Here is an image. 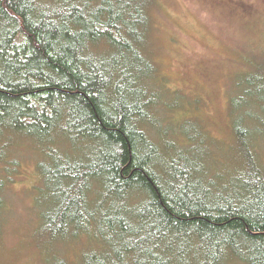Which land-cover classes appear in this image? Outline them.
Listing matches in <instances>:
<instances>
[{
  "label": "trees",
  "instance_id": "1",
  "mask_svg": "<svg viewBox=\"0 0 264 264\" xmlns=\"http://www.w3.org/2000/svg\"><path fill=\"white\" fill-rule=\"evenodd\" d=\"M154 7L0 0V158L39 143L36 171L57 197L47 240L74 223L99 247L77 264H264V130L242 110L264 111V60L235 80L225 144L204 120L170 116L183 105L152 58ZM64 136L82 157L62 152ZM10 181L0 174V194Z\"/></svg>",
  "mask_w": 264,
  "mask_h": 264
},
{
  "label": "rangeland",
  "instance_id": "2",
  "mask_svg": "<svg viewBox=\"0 0 264 264\" xmlns=\"http://www.w3.org/2000/svg\"><path fill=\"white\" fill-rule=\"evenodd\" d=\"M153 1L152 58L168 97L180 94L183 105L175 107L170 116L180 118L184 114L204 120L212 136L228 143L235 80L259 56L264 60V0ZM175 91L178 93L173 94ZM160 97L162 102L163 94ZM166 102L172 103V99ZM245 109L251 111V121L257 125L258 132L252 134H260L264 130V111L257 105L243 106ZM45 139L43 147L47 143L56 149L57 143ZM259 143L257 148L264 154V142ZM61 144L62 152L70 159L82 157V151L67 137L61 138ZM37 145L22 142L9 147L0 158V174L11 178L2 185L0 194V264H55L59 260L61 264H77L85 249L99 247L92 240L87 244V235L76 233L74 223L62 234L54 235L56 239L47 240L41 220L53 197H57L51 194L45 177L36 171V162L42 158ZM41 162L52 164L47 155Z\"/></svg>",
  "mask_w": 264,
  "mask_h": 264
}]
</instances>
